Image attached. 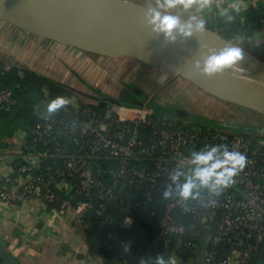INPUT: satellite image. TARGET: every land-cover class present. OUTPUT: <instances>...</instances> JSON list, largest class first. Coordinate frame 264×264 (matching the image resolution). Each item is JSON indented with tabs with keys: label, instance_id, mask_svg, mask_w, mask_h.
I'll return each mask as SVG.
<instances>
[{
	"label": "built area",
	"instance_id": "obj_1",
	"mask_svg": "<svg viewBox=\"0 0 264 264\" xmlns=\"http://www.w3.org/2000/svg\"><path fill=\"white\" fill-rule=\"evenodd\" d=\"M65 99L43 124L19 130L16 153L0 149L3 205L44 204L57 217L71 216L84 238L92 213L109 224V207L121 209V227L129 228L136 212H150L158 218L165 249L176 238L181 252L199 258L197 263L177 259L180 264H249L253 257L264 264V128L257 134L246 125L239 132L185 126L156 115L148 103L102 106L100 99L93 105L78 94ZM0 105L7 112L17 105L13 89L0 90ZM256 119L264 124V115ZM216 144L243 152L246 167L219 194L202 188L198 198L181 199L170 179L177 160ZM170 185L173 195L165 198ZM108 240L118 238L111 233Z\"/></svg>",
	"mask_w": 264,
	"mask_h": 264
},
{
	"label": "water",
	"instance_id": "obj_2",
	"mask_svg": "<svg viewBox=\"0 0 264 264\" xmlns=\"http://www.w3.org/2000/svg\"><path fill=\"white\" fill-rule=\"evenodd\" d=\"M148 18L147 8L126 0H0V20L27 33L99 57H126L152 68L166 69L221 101L264 115V60L261 57L209 27L188 38L177 35L170 42L163 34L152 31ZM227 46L243 49V59L230 74L209 78L194 70L196 60ZM138 95L146 98L141 91ZM51 102L42 100L36 106L31 117L35 124H43L54 115L49 111ZM100 104L110 106L120 104V100L107 97ZM215 125L235 126L223 122ZM9 247L8 242L0 243V264H19Z\"/></svg>",
	"mask_w": 264,
	"mask_h": 264
},
{
	"label": "crops",
	"instance_id": "obj_3",
	"mask_svg": "<svg viewBox=\"0 0 264 264\" xmlns=\"http://www.w3.org/2000/svg\"><path fill=\"white\" fill-rule=\"evenodd\" d=\"M126 1L147 9L156 7L157 3V0ZM229 3H239L241 10L235 12L229 9L228 15H243L250 9H264V0H213L212 8L204 13L207 24L227 17L228 15L222 14V9L227 8ZM192 12H196L194 6ZM181 16L182 19L186 18L187 13H181ZM262 23L251 35L240 36L242 39L237 37L235 41L264 60V22ZM0 67L5 71L18 69L21 74L23 71L36 73L62 86L70 82H91L90 80L93 79L96 84L99 83V88H107V85L116 86L112 79H109V81L105 80V86L101 87L102 82L99 78L102 77V72H107L110 75L109 78H120L126 74L127 70H130L126 74L129 78L132 73L148 76L157 72L156 70H160V73L164 70L147 67L131 58L108 59L88 54L74 47L32 35L2 20H0ZM176 75L178 77H175ZM173 81L180 83L184 90L199 97L207 107L211 108L210 111L214 112L211 118L214 119L213 121L225 122L227 116L240 117L243 115L242 111L231 104L208 96L209 94L196 86L189 87L191 84L176 73L171 74L170 78L165 80V85ZM131 86L121 90L118 97L128 90L138 94V88ZM65 87L73 91L72 88ZM72 94L88 98L79 92ZM148 97L146 95V102L156 103L155 99L150 100ZM162 107L175 108L167 104ZM233 123L240 124L241 120ZM18 132L6 141L5 148L1 150L10 154L16 153L21 141L17 136ZM2 173L1 170L0 174ZM7 242L10 243L9 250L17 257L19 264H108L87 244L81 227L71 216L57 217L50 208L37 202L26 206H6L0 202V243ZM198 260L199 258L195 256L192 262L197 263ZM177 264L180 263L177 262Z\"/></svg>",
	"mask_w": 264,
	"mask_h": 264
},
{
	"label": "trees",
	"instance_id": "obj_4",
	"mask_svg": "<svg viewBox=\"0 0 264 264\" xmlns=\"http://www.w3.org/2000/svg\"><path fill=\"white\" fill-rule=\"evenodd\" d=\"M230 16L232 19H229L228 16L217 19L208 23L207 27L232 41L240 36H249L263 24L261 21L264 19V9H250L243 15L230 14ZM6 86L13 89L17 105L10 112L5 111L0 105V149L5 148L6 141L11 139L16 132L30 129L35 125L31 117L36 106L44 100L45 93H48L50 101L72 94L65 86L42 75L28 71H23L21 74L18 69L5 71L0 67V90ZM136 96V93L128 90L123 94L120 104L140 106L135 102ZM231 105L250 117L258 118L259 114L257 113ZM149 106L155 109L156 115L189 116L185 112L182 114L181 109L165 108L154 102H149ZM202 119L200 122H194L193 125L215 126V121ZM109 210L108 213L113 218L112 223L102 224L103 217L92 213L91 223L85 230L87 244L91 248H96L98 255L108 264H113L114 261H117L118 264H155V258L158 255H163L166 260L169 256H175L184 262L194 260L195 255L191 251L181 252V249L178 248L179 241L176 238L170 249L164 248L158 239V218L152 217L150 212H136L132 225L129 228H123L121 227L125 218L123 210L115 209L112 206L109 207ZM111 233L116 234L117 241L108 240ZM249 264H260V258L253 257Z\"/></svg>",
	"mask_w": 264,
	"mask_h": 264
},
{
	"label": "clouds",
	"instance_id": "obj_5",
	"mask_svg": "<svg viewBox=\"0 0 264 264\" xmlns=\"http://www.w3.org/2000/svg\"><path fill=\"white\" fill-rule=\"evenodd\" d=\"M193 6L196 9L195 13L192 12ZM212 6L213 0H157L156 7L147 9L148 25L154 33L163 34L170 42H174L177 35L188 38L194 32L203 33L207 30L204 13ZM229 9L239 12L241 5L229 3L227 8L222 9V14L228 15ZM181 13H187L186 18L182 19ZM228 18L232 19L230 15ZM242 59V47L227 46L219 52L213 51L210 55L196 60L193 68L203 76L211 78L225 73L230 74L231 69L238 67V62ZM66 103L65 98L57 97L49 104V111L54 112ZM246 164V155L235 147L230 149L226 144L206 145L199 150H191L187 157H180L177 160V167L170 173V179L181 199H196L200 196L199 190L202 188L210 193L219 194L233 185ZM163 194L165 198L173 195L171 185ZM155 264H177V258L169 256L166 260L163 255H158Z\"/></svg>",
	"mask_w": 264,
	"mask_h": 264
},
{
	"label": "rangeland",
	"instance_id": "obj_6",
	"mask_svg": "<svg viewBox=\"0 0 264 264\" xmlns=\"http://www.w3.org/2000/svg\"><path fill=\"white\" fill-rule=\"evenodd\" d=\"M158 69H161V68H158ZM129 71L130 70H127L126 74ZM156 71L159 72L160 70L159 71L156 70ZM161 71L163 72L162 73L153 72L152 74L148 76L146 74L141 75L140 73L138 74L132 73L129 78L126 76V74L122 76L119 75L120 78H109L110 75L107 72H102L101 75L103 79L102 77L99 78L102 82L101 87L105 86V80L109 81V79H112L113 83L116 84V86L113 85L112 87H110V85H107V88L103 87L105 89L99 88L100 87L99 83L96 84V82H94L93 79L90 80L91 82L82 81L80 83H73V82L66 83L65 86H68L69 88L73 89V91L69 89L70 92L72 93L79 92L81 94H84L89 98V100H91V103L93 105H98L100 99H104L107 97L119 98L118 95L121 90L127 87H132L131 85H133V86H136V88H138V91H142L145 95L149 96L148 98H150V100L155 99L156 103H158L160 106H163L164 104L173 105L175 109H181L182 114L183 112H185L189 115L187 117L183 115L182 116H178V115L168 116L172 121L176 123H180L185 126H190L192 124H195L194 122H200L201 118H203L202 120L213 118L214 112L210 111L211 108L207 107L204 104V102L199 99V97L193 96V94L189 93L188 90H184V88L181 86L180 83H175L176 80L171 82L170 84L165 85V80L170 78L171 74H174V73L166 69L161 70ZM175 77H178V76L176 75ZM190 84L191 85H189V87L194 86L192 83ZM136 88L134 89L137 90ZM208 96L212 97L211 95H208ZM213 98L218 100L215 97ZM146 101L143 104H147V103L149 104V102H146ZM239 119L241 120L240 124L233 123ZM211 120H214V119H211ZM225 120H226L225 122L221 120H218V122L229 123V124L235 125L234 127L228 128L229 130L234 131V132L241 131L240 127H243L242 125L249 126L248 128H254L257 134L260 128L261 129L264 128V124L261 119L250 117L246 115L244 112H243V115L240 117L239 116H235V117L227 116ZM199 126L201 125L199 124ZM22 130H27V129H22ZM249 135L254 136L256 140H261L260 137H257L256 134H249Z\"/></svg>",
	"mask_w": 264,
	"mask_h": 264
},
{
	"label": "flooded vegetation",
	"instance_id": "obj_7",
	"mask_svg": "<svg viewBox=\"0 0 264 264\" xmlns=\"http://www.w3.org/2000/svg\"><path fill=\"white\" fill-rule=\"evenodd\" d=\"M122 96H123V95H121V97H119L118 99H119V100H122V99H121ZM144 100L146 101L147 98H145V99L142 100V99H141V96H139V95L137 94V96H136V101H135L137 104H139V103H144ZM149 102H150V101H149ZM261 116H262V115H258L257 117L260 118ZM254 118H255V117H254ZM249 131H250V132H253V129L251 128Z\"/></svg>",
	"mask_w": 264,
	"mask_h": 264
}]
</instances>
